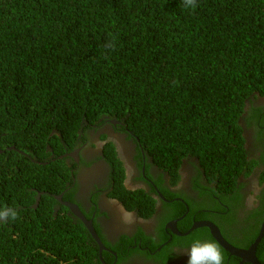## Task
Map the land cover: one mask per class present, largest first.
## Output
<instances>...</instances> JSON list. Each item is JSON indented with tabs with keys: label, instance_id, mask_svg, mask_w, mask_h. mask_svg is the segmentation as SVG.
Instances as JSON below:
<instances>
[{
	"label": "trees",
	"instance_id": "obj_1",
	"mask_svg": "<svg viewBox=\"0 0 264 264\" xmlns=\"http://www.w3.org/2000/svg\"><path fill=\"white\" fill-rule=\"evenodd\" d=\"M256 92L264 95V0H196L195 8L183 0H0V207L18 213L0 223V264H122L132 253L126 245L154 251L169 238L124 235L113 244L96 223L117 251L103 250L101 259L84 222L57 198L80 203L76 165L65 154L103 117L123 123L174 182L183 157L198 159L193 182L208 199L188 196V212L177 203L169 218L186 214L181 232L211 220L230 243L248 248L264 215V148L256 157L245 146L251 130L264 147V105H246ZM112 150L109 142L105 155ZM119 171L123 202L150 216ZM251 172L260 202L247 209L240 178ZM173 238L158 253L163 264L174 245L218 243L208 227ZM219 246L224 264L240 263ZM257 256L264 263V236Z\"/></svg>",
	"mask_w": 264,
	"mask_h": 264
},
{
	"label": "flooded vegetation",
	"instance_id": "obj_2",
	"mask_svg": "<svg viewBox=\"0 0 264 264\" xmlns=\"http://www.w3.org/2000/svg\"><path fill=\"white\" fill-rule=\"evenodd\" d=\"M256 93L258 94L257 97L252 95L247 100V107L264 105V95H260L259 92ZM112 121L111 117L100 118L98 123L87 129L84 137L86 138L85 141L81 140L75 150L66 153L67 155L70 154L68 162L76 165L72 173L74 185L77 184L74 199L76 202H80L76 204L85 215H91L90 217L87 216L88 219H92L93 222L106 227L107 233L103 235L110 243L116 244L124 235L130 238L134 237L135 242L139 238V242H142L141 239L144 235L152 237L156 241H159L160 235L169 236L154 251L148 245L141 246L138 250L135 249L134 244L126 245L132 253L128 255L125 262L121 261L122 264H163L162 261L165 257L162 258L163 256L161 257L158 254L163 248L162 245L170 244L174 239V235L187 236L194 231H190L191 228L185 232L180 231L179 222L185 218V213L177 218H169L174 207L177 206L178 202H184L186 207L189 206L188 196L195 198L196 202L208 199L206 193L199 192L194 186L193 179L197 177V171L200 168L198 159L194 156L182 158L176 165L178 166L179 178L178 181L174 182V175L155 164L150 155L143 152L144 149L139 146L138 142L129 137L128 132L122 128L123 123L120 121L113 123ZM245 135L246 148L253 156L260 157L264 147H260V142L254 138L251 130L245 131ZM109 142L113 145L110 156L104 153L105 146ZM73 154H76L77 157L72 156ZM110 157L113 159L118 158V165L111 162ZM120 167L124 168L122 183L125 188L131 194L135 196L137 194L142 199L141 202L144 201L147 213L148 211L151 213L150 216L145 217L137 210L127 209L116 197L118 192L115 189V184L118 174H115V172L119 171ZM111 173L115 176L114 181ZM240 179L245 183L241 191L247 194L243 199L247 209L258 206L260 201L257 195L260 190L259 186H261L258 182V174L256 172H251L248 175L242 174ZM246 181L250 184L256 182L257 190L253 189ZM166 189L175 195L167 198L165 196L167 193L164 192ZM206 210L219 212L210 208H205L204 211ZM69 211L71 213V209ZM164 221L166 222L165 225H163ZM173 222H176V224ZM172 224H175V229L181 235L172 229ZM162 227H164V230L161 231ZM189 246L190 244L188 246H172L173 256L167 259L165 264H187L188 255L186 251ZM123 247L124 244L121 245V248ZM108 249L117 255V251ZM112 264H115V262Z\"/></svg>",
	"mask_w": 264,
	"mask_h": 264
},
{
	"label": "clouds",
	"instance_id": "obj_3",
	"mask_svg": "<svg viewBox=\"0 0 264 264\" xmlns=\"http://www.w3.org/2000/svg\"><path fill=\"white\" fill-rule=\"evenodd\" d=\"M183 3H184V6L185 7H192V8H195L196 6V0H183ZM106 48H112L114 47V43L113 42H109L105 45ZM247 102V101H246ZM247 105V104H246ZM112 122H117L119 120L117 119H114L112 118ZM127 131V130H126ZM128 135L129 137H132L134 138L136 141H138V139L135 138V136L128 130ZM247 133V132H246ZM105 139V138H103ZM246 146V144H245ZM144 149V148H143ZM75 150V149H74ZM143 152H147L145 149L143 150ZM148 153V152H147ZM67 155V154H65ZM70 154H68L67 156H69ZM111 155V153L109 154V156ZM151 157V156H150ZM189 158V157H192L190 155H186L185 157L183 158ZM152 158V157H151ZM153 160V159H152ZM154 162V161H153ZM112 175V179L113 181L115 180V176L113 173H111ZM209 183V182H208ZM114 185V184H113ZM210 187L212 188V186H214V183L213 181L209 183ZM40 195V193H39ZM217 196V195H216ZM40 196H38L39 198ZM123 204V206L126 204L123 202L122 198L124 197L123 195L120 196L119 193L118 195L116 196ZM219 197V196H217ZM65 201V200H64ZM39 202V201H38ZM37 202V203H38ZM69 202H72V201H69ZM36 203V205H37ZM74 203V202H72ZM76 204V203H75ZM77 205V204H76ZM127 207V206H126ZM228 207V206H227ZM80 208V207H79ZM127 209L129 210H132L130 208L127 207ZM188 209H189V206H187V212H188ZM80 210L82 211V209L80 208ZM83 212V211H82ZM72 213V211H71ZM84 213V212H83ZM74 214V213H73ZM76 215V214H75ZM85 215V213H84ZM77 216V215H76ZM86 216V215H85ZM18 217V213L17 211L14 209V208H9L7 206H4V207H0V223H7L10 219L11 220H15L17 219ZM78 217V216H77ZM80 218V217H79ZM86 218L88 219V217L86 216ZM89 220H92V219H89ZM204 220V219H202ZM196 221H199V220H196ZM97 222H93V225H94V228L96 229L98 235L100 236L102 242L104 243L106 249H103V250H109L108 248L112 249V247H108L106 245V243L103 241V236L101 233H99V230L97 229V227L95 226ZM97 225L101 228V231L103 234L106 235V230L104 228L103 225L97 223ZM92 235V234H91ZM94 238V237H93ZM97 242V241H96ZM119 242V241H118ZM98 243V242H97ZM99 245V244H98ZM100 247V246H99ZM102 251H100V257L102 259ZM115 251V250H114ZM187 255H188V261H187V264H224V255H223V252L219 246L218 243H216L215 241H212V240H200V239H195L192 241V243L190 244V246L188 247L187 251H186ZM103 264H109V263H106L104 260H103Z\"/></svg>",
	"mask_w": 264,
	"mask_h": 264
},
{
	"label": "water",
	"instance_id": "obj_4",
	"mask_svg": "<svg viewBox=\"0 0 264 264\" xmlns=\"http://www.w3.org/2000/svg\"><path fill=\"white\" fill-rule=\"evenodd\" d=\"M12 148H14V147H12ZM72 156H76L77 157L76 154H73ZM57 198L63 204H65L66 206H69L71 211H72V213L76 214L78 217L81 218V220L84 222V225L90 231V233L92 234L94 239L98 242V244L100 246V251H102L103 249H106L104 243L102 242L100 236L98 235L96 229L94 228L93 220L87 219L86 216L84 215V213L80 210L79 206L76 205L75 203H72V202H69V201H64L63 200V193L60 194V195H57ZM173 223L176 224V222H173ZM175 224L171 225L172 229L176 233L181 235L180 232L175 229ZM199 227H208L210 232H211V234H212V236L219 243V245H221L225 250L230 252V254L236 255V256H238L241 259L239 264H243L244 262H251L252 264H264V263H262V261L257 256V247H258L260 241L262 240V238L264 236V215H263V222H262L260 230H259V234L256 237V239L254 240V242L248 248H238L235 245H233L232 243H230L225 238V236L222 234V232H221L220 228L218 227V225L216 223H214L213 221H211V220L195 221L193 223L190 231L195 230V229H197Z\"/></svg>",
	"mask_w": 264,
	"mask_h": 264
},
{
	"label": "rangeland",
	"instance_id": "obj_5",
	"mask_svg": "<svg viewBox=\"0 0 264 264\" xmlns=\"http://www.w3.org/2000/svg\"><path fill=\"white\" fill-rule=\"evenodd\" d=\"M93 149H94V147H92ZM95 148H97V147H95ZM104 228H105V230H106V227L104 226ZM106 232H107V230H106Z\"/></svg>",
	"mask_w": 264,
	"mask_h": 264
}]
</instances>
